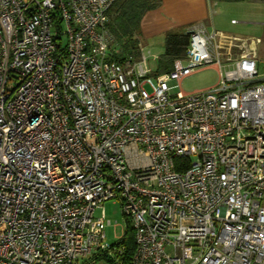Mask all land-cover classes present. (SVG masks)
Masks as SVG:
<instances>
[{
	"label": "built area",
	"instance_id": "2783aa9c",
	"mask_svg": "<svg viewBox=\"0 0 264 264\" xmlns=\"http://www.w3.org/2000/svg\"><path fill=\"white\" fill-rule=\"evenodd\" d=\"M116 1L0 0V264H264L259 39L193 25L156 74L111 33ZM197 68L217 80L185 92Z\"/></svg>",
	"mask_w": 264,
	"mask_h": 264
},
{
	"label": "rangeland",
	"instance_id": "374dc122",
	"mask_svg": "<svg viewBox=\"0 0 264 264\" xmlns=\"http://www.w3.org/2000/svg\"><path fill=\"white\" fill-rule=\"evenodd\" d=\"M207 7V19L191 20L187 13L191 6H197L196 0H158V3L148 8L142 15L149 19V25L154 36L135 37L137 43H141L147 59L146 66L155 73L157 58L164 51L165 36L167 32H187L196 24H201L210 32L214 29L229 33L240 38L244 42L251 39H259L255 45V54L258 59L259 74H264V0H205ZM144 21V20H143ZM166 32H158L167 29ZM188 65L187 61H183ZM217 71L213 68H198L181 83L182 90L193 92L213 85L217 80ZM147 89H149L147 87ZM106 219L110 223L105 226V242L108 245L115 244L119 239L116 235H123L126 230V218L122 213L120 201L110 199L103 202ZM100 210H96L98 216ZM91 264H111L106 259L94 260Z\"/></svg>",
	"mask_w": 264,
	"mask_h": 264
},
{
	"label": "trees",
	"instance_id": "16d2710c",
	"mask_svg": "<svg viewBox=\"0 0 264 264\" xmlns=\"http://www.w3.org/2000/svg\"><path fill=\"white\" fill-rule=\"evenodd\" d=\"M158 0H117L109 12L108 26L116 42L125 53L137 55L138 43L135 37L140 35V19L143 13L155 6ZM189 42L187 32H167L165 36L164 51L157 58L156 74L172 70L176 60H183ZM124 237L115 245L124 246L126 257L133 250V228L126 222ZM106 259L114 264L112 254L104 253L96 257Z\"/></svg>",
	"mask_w": 264,
	"mask_h": 264
},
{
	"label": "crops",
	"instance_id": "0c3cea01",
	"mask_svg": "<svg viewBox=\"0 0 264 264\" xmlns=\"http://www.w3.org/2000/svg\"><path fill=\"white\" fill-rule=\"evenodd\" d=\"M198 2L197 6H191L190 10L188 11L187 15L191 16V20H195V21H199V20H204L206 22L207 19V7H206V1L205 0H196ZM212 1V0H209ZM152 18H143L142 21H140V35H139V39L140 37H147L150 38L152 36H154L155 34L153 33V31H151L152 27H150L149 22ZM144 20V21H143ZM208 30V29H207ZM168 31L167 29H161L160 32H166ZM212 31H218L221 32L224 35H229L231 36L229 33L223 32L221 30H217L214 29ZM188 32V31H187ZM215 69V68H213ZM199 70V69H198Z\"/></svg>",
	"mask_w": 264,
	"mask_h": 264
},
{
	"label": "water",
	"instance_id": "95a60500",
	"mask_svg": "<svg viewBox=\"0 0 264 264\" xmlns=\"http://www.w3.org/2000/svg\"><path fill=\"white\" fill-rule=\"evenodd\" d=\"M187 33H188V34H190V32H189V31H188Z\"/></svg>",
	"mask_w": 264,
	"mask_h": 264
}]
</instances>
